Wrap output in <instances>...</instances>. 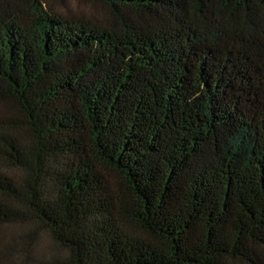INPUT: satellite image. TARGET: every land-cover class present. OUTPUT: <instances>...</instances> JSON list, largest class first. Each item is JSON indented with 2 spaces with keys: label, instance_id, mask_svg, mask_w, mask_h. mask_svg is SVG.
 Here are the masks:
<instances>
[{
  "label": "trees",
  "instance_id": "16d2710c",
  "mask_svg": "<svg viewBox=\"0 0 264 264\" xmlns=\"http://www.w3.org/2000/svg\"><path fill=\"white\" fill-rule=\"evenodd\" d=\"M90 2L0 0V234L264 264V0Z\"/></svg>",
  "mask_w": 264,
  "mask_h": 264
},
{
  "label": "rangeland",
  "instance_id": "374dc122",
  "mask_svg": "<svg viewBox=\"0 0 264 264\" xmlns=\"http://www.w3.org/2000/svg\"><path fill=\"white\" fill-rule=\"evenodd\" d=\"M56 10L68 14L94 12L90 0H46ZM0 254L7 264H55L62 254L45 235L29 236L16 228L0 234Z\"/></svg>",
  "mask_w": 264,
  "mask_h": 264
}]
</instances>
